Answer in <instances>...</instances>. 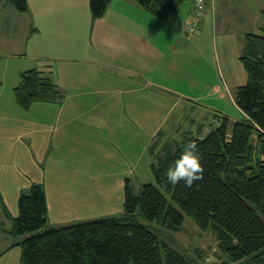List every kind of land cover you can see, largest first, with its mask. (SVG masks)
<instances>
[{"label": "crops", "instance_id": "obj_1", "mask_svg": "<svg viewBox=\"0 0 264 264\" xmlns=\"http://www.w3.org/2000/svg\"><path fill=\"white\" fill-rule=\"evenodd\" d=\"M26 1L28 12L20 23L2 21L4 9L18 17L10 5L0 4V50H11L0 57V209L6 217L0 221V264H18L20 257L4 232L12 221L2 205L15 216L19 194L33 183L44 188L50 227L121 214L125 179L133 187L154 180L148 157L152 142L178 140L222 115L206 105L214 96L211 88L220 84L225 62L239 57L244 35L259 31L264 21L257 1L206 0L198 26L213 45V61L202 36L194 38L184 26L186 39L177 43L181 22L170 16H183L186 4L191 17L192 0H182L166 20L134 0H112L96 20L90 10L81 15L89 0ZM17 25L20 43L6 34L16 32ZM178 57L209 62L217 84L204 73L195 79L188 68L174 87L172 63ZM31 69L54 81L60 102L18 109L13 89L19 74ZM188 103H205L206 118L187 119L189 126L181 132L179 119L178 128L169 124Z\"/></svg>", "mask_w": 264, "mask_h": 264}, {"label": "trees", "instance_id": "obj_2", "mask_svg": "<svg viewBox=\"0 0 264 264\" xmlns=\"http://www.w3.org/2000/svg\"><path fill=\"white\" fill-rule=\"evenodd\" d=\"M111 1L89 0L92 20L102 18ZM134 1L160 20L182 2ZM0 4L28 11L26 0ZM239 61L246 81L234 102L242 119L229 129L228 118L215 115L216 125L201 126L178 140L152 142L148 154L154 183L134 193L125 179L120 215L46 227V195L35 183L19 194L15 216L2 205L12 221L3 231L10 247L20 250L18 264H196L173 236L183 229L185 217L201 232L212 231L228 259L210 264H264V21L259 33L244 35ZM13 97L22 112L35 103L62 100L54 81L37 69L19 74ZM189 143L200 158L201 178L191 186L168 182L167 168Z\"/></svg>", "mask_w": 264, "mask_h": 264}, {"label": "rangeland", "instance_id": "obj_3", "mask_svg": "<svg viewBox=\"0 0 264 264\" xmlns=\"http://www.w3.org/2000/svg\"><path fill=\"white\" fill-rule=\"evenodd\" d=\"M254 1H257V9L264 11V0H254ZM81 5H82V2H81ZM7 8H10V7H7ZM185 8H186V4H185V7L182 8V10L184 11L183 16L182 15L178 16L177 13H173L170 16V20H174V21L178 20V22H181L180 32H181V36L183 39L179 38L180 34H177L178 35V37H176L177 43H180L179 39L182 41H185L184 39H186V36L184 32L182 31V27L184 26L183 24L184 23L188 24V22L191 23L190 15L186 14ZM12 9L14 10L18 18L12 17L10 14H8L7 9H4L1 13V20L4 22H8V21L10 22L16 21L17 23L22 22L24 20L25 13H19L14 8ZM86 11L89 12V2L87 3V5L86 4L83 5L81 15L84 16ZM193 13L194 11L191 13V15ZM258 14L262 16L261 12L260 13L258 12ZM33 24H34V21H33ZM33 24L31 25V27H32V30L35 31V29L33 28H36V25L34 24L33 26ZM251 25H253V23H251ZM31 27L28 28V34L26 33L25 37H28L29 34H31L32 32ZM196 27H198V32L194 34V38H196L199 34L202 36V45L207 47V49L211 48V53L213 51L212 59L213 61H215L213 45H209V43H207L208 35L206 34V32H202V33L200 32V29L202 30L201 24L199 26L197 24ZM16 28H17V31L14 33H13V29L7 30L6 32L7 38H10L16 41V34L17 32H19L20 26L17 25ZM259 31H257L256 33H259ZM171 40H173L172 35H171ZM187 40L189 41L190 39H187ZM20 41H22V33H19V38L17 39L16 42L20 43ZM1 51H4V52L1 53ZM10 51L11 50H9L8 47L2 48L0 50V53H1L0 57H2L4 54H7ZM20 53L21 51L18 54ZM172 64L174 66V69L176 70V72L174 71L175 74L172 77V85H174V87H176L178 83H181L180 79L182 77L184 78V75H187L190 73L188 68H191L192 76H195V79L198 76V74L204 73L209 81L213 82L214 84H217V80L215 79L217 74L214 70L210 68L209 62H206L204 60H194V59L192 60L191 58L179 59L178 57V59H176V62ZM221 73H222L221 75L220 74L218 75L220 84L216 87L211 88L212 91L215 90V92L213 91L214 96L211 97L212 99L209 100L210 102H206V105L208 107H210L211 105L216 106L218 109L217 111L222 113V115L228 118L229 129H230L235 122L240 121L242 119V113L236 106L234 102V98H235V93H236L237 88L245 83L246 74L243 70L242 63L239 61V57L237 56L233 60H229L225 62ZM206 93H211V92H206ZM202 104L203 106L196 107L195 105L188 103V105H185L184 109L180 112V115L178 118H175V117L171 118L173 121L171 120L169 125L172 126L173 124L174 127L178 128L179 124H177L176 120L179 119L180 126L182 127L181 128V132H182V131H185L187 126H189V123H187L188 121H186L187 119H191L193 118V116L199 120H202L204 117L206 118L207 109L204 108L205 103H202ZM181 105L182 103L180 104V106ZM217 122L218 120L212 118L210 122L206 125V127L208 128L209 124L216 125ZM148 157L150 158L151 163H152L153 161L152 157L149 154H148ZM151 183H154V180ZM131 186H132L134 193H137L139 191V187H141V185H138L136 183L134 187L132 184ZM123 200H124V196H123ZM117 215H120V214H117ZM4 218L6 217L2 214V211L0 209V221H3ZM47 219H48V222L46 223L47 224L46 227H50V224H49L51 223L50 217L47 216ZM140 222L145 223V221H143L142 219L140 220ZM173 236L176 238L177 242L186 250V251H182V253L195 259L196 264H199V263L200 264H204V263L210 264L213 262L219 263L222 260H228L227 257L217 248V240H216L215 234L212 231H209V233L201 232L197 228L195 223L187 217L184 218L183 229L180 232L173 233Z\"/></svg>", "mask_w": 264, "mask_h": 264}, {"label": "clouds", "instance_id": "obj_4", "mask_svg": "<svg viewBox=\"0 0 264 264\" xmlns=\"http://www.w3.org/2000/svg\"><path fill=\"white\" fill-rule=\"evenodd\" d=\"M199 159L195 152V146L191 143L187 144L180 156L167 168V181L175 184L182 180L186 186H191L202 175L203 169Z\"/></svg>", "mask_w": 264, "mask_h": 264}, {"label": "built area", "instance_id": "obj_5", "mask_svg": "<svg viewBox=\"0 0 264 264\" xmlns=\"http://www.w3.org/2000/svg\"><path fill=\"white\" fill-rule=\"evenodd\" d=\"M205 1L206 0H193V11H194V13L192 14V16H194L195 18H199L201 16V12L203 10V6H204ZM184 29H185V32L188 33L189 35H194L198 32V27H195L194 23L193 24H185Z\"/></svg>", "mask_w": 264, "mask_h": 264}, {"label": "bare ground", "instance_id": "obj_6", "mask_svg": "<svg viewBox=\"0 0 264 264\" xmlns=\"http://www.w3.org/2000/svg\"><path fill=\"white\" fill-rule=\"evenodd\" d=\"M198 20H199V18H195L194 16H191V17H190V21H191V23L188 22V24H193V23H194V25H195V27H196L197 24H198Z\"/></svg>", "mask_w": 264, "mask_h": 264}]
</instances>
